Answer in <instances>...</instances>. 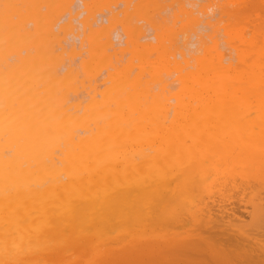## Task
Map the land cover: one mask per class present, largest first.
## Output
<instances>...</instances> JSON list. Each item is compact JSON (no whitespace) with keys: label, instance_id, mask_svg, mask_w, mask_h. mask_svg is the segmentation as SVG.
<instances>
[{"label":"bare ground","instance_id":"6f19581e","mask_svg":"<svg viewBox=\"0 0 264 264\" xmlns=\"http://www.w3.org/2000/svg\"><path fill=\"white\" fill-rule=\"evenodd\" d=\"M0 264H264V0H0Z\"/></svg>","mask_w":264,"mask_h":264}]
</instances>
